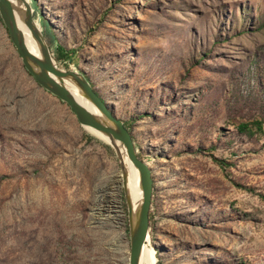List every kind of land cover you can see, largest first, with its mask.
Wrapping results in <instances>:
<instances>
[{
    "label": "rangeland",
    "instance_id": "374dc122",
    "mask_svg": "<svg viewBox=\"0 0 264 264\" xmlns=\"http://www.w3.org/2000/svg\"><path fill=\"white\" fill-rule=\"evenodd\" d=\"M31 1L151 169L155 264H264V0ZM82 126L0 16V264H129L119 159Z\"/></svg>",
    "mask_w": 264,
    "mask_h": 264
},
{
    "label": "water",
    "instance_id": "95a60500",
    "mask_svg": "<svg viewBox=\"0 0 264 264\" xmlns=\"http://www.w3.org/2000/svg\"><path fill=\"white\" fill-rule=\"evenodd\" d=\"M16 1L22 2L23 0H0V16L27 72L45 90L67 103L81 124L96 126L99 131L110 138L111 144L115 147L114 150L119 159L123 176L122 190H124V198L128 207L130 230L129 264H139L142 247L150 241L151 225L149 214L153 204L151 169L138 156L133 137L127 126H125L124 121L113 112L104 97L92 86L85 73L57 66L51 56L48 44L33 23L30 7L23 9L22 14L24 22L39 42L40 54H35L31 49L27 48L25 35L17 21L16 11L18 12V8L14 3ZM66 81L76 83L83 94L96 106L100 114H94L81 105L67 88ZM119 145L124 147L126 156L139 170L142 199L138 205H134L135 203H133L131 192L127 185L128 172L124 156L119 150Z\"/></svg>",
    "mask_w": 264,
    "mask_h": 264
},
{
    "label": "bare ground",
    "instance_id": "6f19581e",
    "mask_svg": "<svg viewBox=\"0 0 264 264\" xmlns=\"http://www.w3.org/2000/svg\"><path fill=\"white\" fill-rule=\"evenodd\" d=\"M14 3L18 8V12L16 11L17 21H18L19 27L22 29V31L25 35V41H26L27 46H28L27 48L31 49V51H33L35 54L39 55L40 54L39 42L35 39L32 31L29 29V27L24 22V18H23V14H22L23 9H25L26 7H30L31 13L33 15L34 14V3L31 0H23L22 2L16 1ZM34 25H35V23H34ZM35 27L38 29V27L36 25H35ZM38 31L40 34H42L40 29H38ZM42 38H43V36H42ZM51 56H52V54H51ZM53 59H54L55 63L57 64L54 57H53ZM57 66H58V64H57ZM65 83L67 85V88L72 92L75 99L81 105H83L85 108H87L89 111L93 112L94 114H97V115L100 114V112L98 111L96 106L83 94V92L81 91V89L78 87V85L76 83H74L72 81H66ZM82 127L85 130L89 131V133L95 135L100 140L111 145L113 147V149H115V147L111 144L110 138L107 135H105L103 132L99 131V129L96 126L90 125V124H84ZM119 150L124 156V162H125L127 172H128L127 185H128V188L131 192V197H132L133 203H135L134 205H138V204H140L141 199H142V191L140 188L139 170L132 163V161L126 156L124 147L119 145ZM132 174L135 175V179H134V176H131ZM120 175H121L120 179H121V181H123L122 172ZM120 187H121V185L117 186V188H119V189H120ZM100 214H102V212H100ZM150 242H151V236H150V241L148 243H145L144 246L142 247L139 264H155V262H156V250L153 249L154 247L150 248Z\"/></svg>",
    "mask_w": 264,
    "mask_h": 264
},
{
    "label": "trees",
    "instance_id": "16d2710c",
    "mask_svg": "<svg viewBox=\"0 0 264 264\" xmlns=\"http://www.w3.org/2000/svg\"><path fill=\"white\" fill-rule=\"evenodd\" d=\"M45 36V35H44ZM46 38V37H45ZM58 55H57V60L58 59H61V58H64V57H66V56H68V51L66 50V48L63 46V45H61V44H59L58 45ZM59 66V65H58ZM60 67V66H59ZM86 75V74H85ZM86 77H88L87 75H86ZM88 79H89V77H88ZM90 80V79H89ZM91 82V81H90ZM91 84H92V86H93V83L91 82ZM243 126H246V124H244Z\"/></svg>",
    "mask_w": 264,
    "mask_h": 264
}]
</instances>
